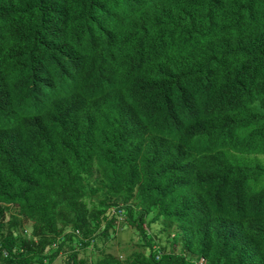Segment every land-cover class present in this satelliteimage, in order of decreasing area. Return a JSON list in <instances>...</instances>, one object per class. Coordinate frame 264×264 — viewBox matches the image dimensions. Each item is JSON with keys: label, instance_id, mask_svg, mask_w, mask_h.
<instances>
[{"label": "trees", "instance_id": "16d2710c", "mask_svg": "<svg viewBox=\"0 0 264 264\" xmlns=\"http://www.w3.org/2000/svg\"><path fill=\"white\" fill-rule=\"evenodd\" d=\"M214 35L224 48L202 49ZM90 39L115 53L75 61L68 79L67 62ZM201 80L221 111L237 103L217 86L256 104L243 117L252 141L238 152L264 153V0H0V264H264V190L251 186H264V173L234 150L206 155L200 134L166 123ZM82 89L98 92L90 109L76 103ZM41 95L51 116L31 106ZM210 118L215 134L223 115L213 108ZM116 206L142 242L124 259L74 233L91 237ZM149 216L168 238L177 228L158 260ZM15 247L24 250L11 260L3 252Z\"/></svg>", "mask_w": 264, "mask_h": 264}, {"label": "clouds", "instance_id": "9594fccd", "mask_svg": "<svg viewBox=\"0 0 264 264\" xmlns=\"http://www.w3.org/2000/svg\"><path fill=\"white\" fill-rule=\"evenodd\" d=\"M106 48L108 47H106L103 42L94 43L93 39L84 41L76 49L65 66V74L67 78H71L74 74L73 64L75 61L78 60L90 65L94 62H101L103 59L109 58L112 54L115 53L112 49L109 48L110 50H106ZM201 48L205 50H221L224 48V44L222 38L219 35H214L211 40L207 44L201 46ZM97 73L100 76H106V74L101 70H99V72ZM211 85L212 82L207 80L194 81L193 83H191L189 85L191 93L189 96V106L187 107L186 105H184L182 100L177 97L168 108L166 115L167 125L175 132L183 129L187 130L190 133L200 134L202 136L200 148L206 155H209L211 148H213L215 149L217 154L224 155L226 158H228L231 150H234L239 157L243 158L246 161V166L249 169L260 170L259 173L261 176L264 173V153L248 155L238 152V150L242 147L249 146L252 141L251 136L244 129L243 117L249 110L254 109L256 107V104H251L243 94H238L237 97L231 98L230 96L225 94L222 88L217 86V88L220 89L225 97L230 98L237 103V107L235 110L227 112L221 111L219 108L214 106L211 97L208 96V93L206 91L207 88H211ZM101 92L104 95L102 99L104 103L106 92ZM122 95H124V98H121L116 103L117 112L121 117H127L130 106L132 104V100L129 96L125 94ZM97 98L98 92L96 89H82L76 93V103L79 106H84L88 109L93 106ZM29 101L31 103V106L38 113L46 116H51L53 114V102L49 96L41 95ZM213 108L217 109V111L223 115L224 120V127L219 129L215 134L212 120L210 118V112ZM235 122L237 123L235 124ZM258 181L259 179L257 181L251 180V186L257 191L264 190V186H259ZM137 217L138 216H136L134 220ZM105 218L106 222L101 226L99 230L95 228L93 234L89 238L83 237V235L78 230H76L74 233L80 239H83V241L89 242L88 249L92 252L97 253L96 248H101L103 249L104 253H110L116 257H119L115 255L114 251L106 252L105 245L107 241H112L118 234H123L124 236L129 235V231H124L125 228H129V225L127 223L129 220L127 211L122 207L116 206L108 211ZM151 219V216L147 217L146 223L143 227L147 236H149L155 244L154 250L157 251L156 260H158L163 251L159 239L151 230L152 225H158V232L162 235V239L166 241V244L167 242H171V239L172 237H174L177 228H170L171 236L170 238H168L166 237V232L164 230L165 227L161 223V220L158 219L157 221L152 222ZM107 223H111V226L107 228V235H101L105 231ZM130 229L134 230L138 235V232L135 228L131 227ZM31 234V228L25 226L23 228V235L26 237H30ZM141 243L142 242L140 238L139 243L135 244L134 247L136 246L137 248H139L141 246ZM99 244H102V246H99ZM176 247L178 248V251L176 252L175 249L174 251L176 253H180V246L176 245L174 248ZM23 250L24 249L15 247L12 253L10 251H6L3 253L6 257H10L9 259L14 260L15 256H18L20 252L23 253ZM190 260L192 264H207L206 259L202 256L194 257Z\"/></svg>", "mask_w": 264, "mask_h": 264}, {"label": "rangeland", "instance_id": "374dc122", "mask_svg": "<svg viewBox=\"0 0 264 264\" xmlns=\"http://www.w3.org/2000/svg\"><path fill=\"white\" fill-rule=\"evenodd\" d=\"M151 230L154 234H156V237L160 241V245L162 247L166 246V241L162 239V235L159 234L158 230L159 227L157 224L152 225ZM124 231H129L128 236H124L123 234H118L112 241H107L105 245V251L106 252H113L115 255L119 256L120 258H124L134 247L135 244L139 243L140 237L137 235V233L134 230H131L130 228H125ZM133 244V245H132ZM99 246H102V244H99ZM176 252L178 251V248H175ZM87 255V254H82ZM62 257H60L54 264H62Z\"/></svg>", "mask_w": 264, "mask_h": 264}]
</instances>
